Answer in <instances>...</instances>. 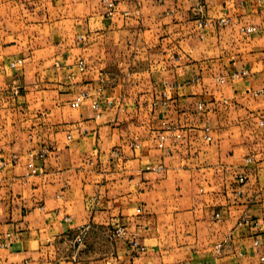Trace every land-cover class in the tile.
Instances as JSON below:
<instances>
[{"label":"crops","instance_id":"obj_1","mask_svg":"<svg viewBox=\"0 0 264 264\" xmlns=\"http://www.w3.org/2000/svg\"><path fill=\"white\" fill-rule=\"evenodd\" d=\"M263 90L264 0H0V264H264Z\"/></svg>","mask_w":264,"mask_h":264},{"label":"built area","instance_id":"obj_2","mask_svg":"<svg viewBox=\"0 0 264 264\" xmlns=\"http://www.w3.org/2000/svg\"><path fill=\"white\" fill-rule=\"evenodd\" d=\"M109 9H110V10H109V12H108V16H109V17H112V16L114 15V13H115V11H114V5H113V4H109ZM228 24H229V19H228V18H222V19L219 21V23H218V25H219L220 27H222V26H227ZM199 25H200V26H204V23H203L202 21H200ZM243 31H244L246 34H253V33L256 31V29H255L254 27H249V28H245ZM23 65H24V60H22V59L16 60V61H14V62L11 63V67H12V68H16V67H18V66H23ZM78 66H79L80 71H84V69H85L84 61H80V62L78 63ZM248 75H249L248 71L244 70V71L237 72V73L233 74L232 78H233V80H240L241 78H245V77H247ZM220 82L223 83L224 80L221 79ZM99 93H101V90H99ZM261 93L264 94V90H263ZM13 94H14L15 96H18V95L20 94V90H19V89H14V90H13ZM99 101H100L99 98H94L90 93H88V92H83V93H81V94L76 98V100H75L74 103H73V107H74V108H79L84 102H89L91 108H92L93 110H95V111L98 112L99 109H100ZM199 108L202 109V105H200ZM164 139H165L164 137H161V138H160V141H163ZM47 153H48L47 149H43V150L41 151V153L37 156V158H38V159H43V158L47 155ZM2 167H3V164L0 163V169H1ZM32 173H33V174H36V173H37V169H33V170H32ZM244 181H245V178H244V177H240V178H239V183H240V184L244 183ZM247 223H250V220H249L248 218H247V219H244V220L240 223V225H242V224H247ZM118 235H120V236H123V235H124L123 232H122V229L118 230ZM8 237H10V235H8ZM77 242H78V243H81V242H82V238H81V237H78V238H77ZM132 246L134 247V249H135L136 251H141V252L145 251V247H144V246H141L137 241H134V242L132 243ZM220 250H221V246H218V247H217V250H216V253H217V254L220 253ZM261 260L264 262V257H262Z\"/></svg>","mask_w":264,"mask_h":264}]
</instances>
